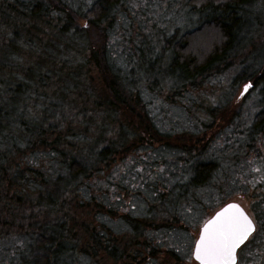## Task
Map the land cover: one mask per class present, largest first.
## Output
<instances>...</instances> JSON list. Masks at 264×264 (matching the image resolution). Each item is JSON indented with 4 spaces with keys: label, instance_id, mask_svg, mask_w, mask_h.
Returning <instances> with one entry per match:
<instances>
[{
    "label": "trees",
    "instance_id": "16d2710c",
    "mask_svg": "<svg viewBox=\"0 0 264 264\" xmlns=\"http://www.w3.org/2000/svg\"><path fill=\"white\" fill-rule=\"evenodd\" d=\"M263 4L0 0V241L10 240L13 264L147 262L158 257L149 233L171 226L167 209L179 204L178 196L185 198L189 188L210 185L222 158L245 155L249 166L260 165L250 156L264 157V53L245 50L260 39L251 42L245 33L264 25L257 16L249 18ZM176 10H181L179 18ZM155 11L158 22L165 23L156 29ZM117 35L126 37L122 51L128 45L120 62L113 48ZM166 56L180 72L167 90L177 98L186 92L190 107L185 105L179 127L165 131L154 99L143 92H159L158 80L149 74ZM238 58L244 66L230 85L252 82L249 92H256L258 104L254 118L231 111L221 102L223 93L198 118L195 111L201 108L190 102L193 90ZM257 143L263 147L254 151ZM217 146L206 159V151ZM156 149L169 151L174 172L185 177L161 191L155 182L147 210L136 214L125 200L144 193L134 180H124L123 168L134 154L153 155ZM163 161L151 157L146 163L164 168ZM259 173L247 177V192L235 187L234 195L255 197L251 209L257 229H263L264 180H253ZM168 176L167 181L175 180L174 173ZM174 185L186 190L177 195ZM214 198L220 204L214 213L230 202L241 204L221 194ZM161 252L162 263L182 260L174 249Z\"/></svg>",
    "mask_w": 264,
    "mask_h": 264
},
{
    "label": "rangeland",
    "instance_id": "374dc122",
    "mask_svg": "<svg viewBox=\"0 0 264 264\" xmlns=\"http://www.w3.org/2000/svg\"><path fill=\"white\" fill-rule=\"evenodd\" d=\"M147 2L151 3V0H147ZM261 3L262 2H260L259 5H261ZM146 10L147 14L150 13V7H147ZM174 14L178 15L176 17L179 18V15L181 16L182 13L181 10H176ZM256 16L258 18H261V20L264 22V9H262L261 12L255 13V15L254 12H252V15H250L249 18L253 17L252 19L254 20ZM152 18L154 20L152 23L156 24L154 29L160 28L165 24L164 22H158L157 11H155V14L152 15ZM250 22L251 24H254L255 21ZM167 31L170 32L171 27ZM245 34L251 42H255L260 38L257 44L252 45L245 50L249 53L251 51H255L256 49H260L264 53V25L260 27V29L258 28V31H256V28L254 29L253 27L251 29V32H247ZM125 38L126 37H121L119 39L118 37V42L117 38H115V42L113 43L115 56L119 62L123 60L122 58H125V53L128 49V45H125V49L124 51H122L123 43L121 41L125 40ZM242 57L243 56H241V59ZM168 59L169 57L166 56L165 59L157 60V62L152 65V70L149 74V76H152L155 78V80H158L157 87L159 92L154 94H152L151 91L143 92L145 97L154 99V113H156L158 123L161 125V129L165 131L171 130L173 127H179L180 122L186 118V115L183 113L186 112L184 110L185 105L187 108L186 110H188V107H190L188 103L190 96H188L186 92L184 96L185 98H177L173 94V92H168L167 90V88L172 85L171 79L174 80V74H176L177 72L180 73L172 62L169 63ZM242 66L244 65L240 64V58H238L235 64L227 68L226 71L217 75H212L208 79V81H203L204 83H202L199 89H197L196 91L193 90L196 93H194V97H191L192 100H190V102H193V104L196 105V108H201L200 111H195L198 114V118H200V116L204 113V110L207 108V106H211L214 102H216L217 98L220 96V93H223L225 95L224 100H222L221 102L225 103V105L227 106L229 105L231 111L241 110L243 119L246 118V120L248 121L254 118V113H256V111L258 110L257 97L255 94L256 92L252 90L251 92L248 91L247 94L243 93V86L248 83L252 84V82L239 81L238 83H233V86L230 85L232 81L237 80L235 79V77L239 75ZM162 80H164V82H160ZM170 95L172 99L168 98L170 97ZM186 96L188 97L186 98ZM197 100L201 101L200 106L197 105ZM216 134L218 135V132H216ZM256 146L257 147L254 148V151L257 148L261 147L258 143ZM218 147L219 146L209 148L211 150L209 151L208 149L206 151L205 158H212L213 150H216V148L219 149ZM255 154L257 155L256 152ZM145 156H147V152L143 151L134 154L126 162V167L123 168L124 180H134L137 185L138 191L144 193V196L140 194H132L131 197H128L127 200H125L128 205H131L132 211L136 214H143L147 210V207L149 205V200L147 199L153 197L154 193L152 186L155 184V182L159 184V189L161 191L165 187V185H168L169 183H175L177 177H179V179L181 180H183L185 177L181 176L183 175L182 172H174V165L172 164V162H170L173 155L170 154L169 151L156 149L153 155H148L146 159H144L146 160L144 162V160L142 159L145 158ZM151 157H154V160H164L163 163L165 167L161 168L156 163L151 165L146 163L147 160ZM239 158L240 160L236 159L235 157H230L229 159L225 157L222 158L220 161V165H218V168H216V172H213L216 177L213 178V181L210 185L195 189L189 188V190L185 192L187 197H185L186 199L184 197L178 196V199L180 200L179 204L175 205L173 209H167L168 211L170 210L169 219H171L170 221H172L170 222L171 226L155 231L152 234L149 233L153 240L156 241L154 245L157 249L156 255H158V257H150L148 258L149 261H143L142 264L162 263L160 259L161 257H163V255H161L163 253L161 251L164 248H171L176 250L182 260L177 261L175 259H172L171 261L162 264H199L193 258V247L196 239L198 238L200 227L205 221V218L214 214V211L220 205L219 202H217V200L214 198L219 197V194H221V198H223L224 196V199L228 196L231 199H238L244 206L247 213L251 215V218L255 220L256 216L251 209L255 197L251 196V193L246 194L248 197L247 200L244 196V198H240L238 196L236 197L237 194L234 195V193L237 191L234 188L239 187V192H241L240 194L248 191L247 177L251 175L252 171H255V173L257 174L260 172V170L262 169L261 165L264 166V157L260 156L257 158H253L250 156V159L255 160V162H259L260 165H258L257 167L255 165V167L249 166V164L247 163L248 158L245 159V155L244 158L241 156ZM262 170L264 171V169ZM171 172L174 173L175 180L169 182L167 180L169 177L168 175ZM257 174H255L256 176L253 177V180L255 182L264 180V173H259L261 177L257 176ZM235 177H241L242 179H235ZM261 187L263 188V186ZM177 189L174 185V191H176V194L178 195L180 191L183 192L184 190H186V186L184 185L182 190L177 191ZM260 191L261 189L258 190L259 194L262 193ZM136 192L137 191H135V193ZM213 199H215V201ZM211 201H213V203ZM169 205L170 204H166L167 207ZM173 219L178 220L173 221ZM262 221H264V219ZM179 224H181V226H179ZM257 231L258 233L256 234V237L254 239L251 238L248 244L245 245L244 249H242L238 254L239 259L237 264H264V228L261 229L259 227ZM260 235L261 237H259ZM10 247L11 243L9 239L0 241V264L15 263L13 258V254L15 255V252L10 249Z\"/></svg>",
    "mask_w": 264,
    "mask_h": 264
},
{
    "label": "snow or ice",
    "instance_id": "6c2138e0",
    "mask_svg": "<svg viewBox=\"0 0 264 264\" xmlns=\"http://www.w3.org/2000/svg\"><path fill=\"white\" fill-rule=\"evenodd\" d=\"M88 28V24H84ZM253 85L243 86L247 93ZM252 219L239 204H229L205 224L197 241L195 258L201 264H236V250L255 231Z\"/></svg>",
    "mask_w": 264,
    "mask_h": 264
},
{
    "label": "water",
    "instance_id": "95a60500",
    "mask_svg": "<svg viewBox=\"0 0 264 264\" xmlns=\"http://www.w3.org/2000/svg\"><path fill=\"white\" fill-rule=\"evenodd\" d=\"M229 204H239V203H237V202H230V203H228V204H226L225 206H223L222 208H220L219 210H217L207 221H205V223H203V225L200 227V231H199V235H198V238L196 239V241H195V244H194V247H193V258L199 263V264H201V262L199 261V260H197L196 258H195V249H196V245H197V241L200 239V236H201V234H202V232H203V229H204V226H205V224H207L209 221H211V220H213L215 217H216V215H217V213H219V212H221V211H223L225 208H227V206L229 205ZM240 205V204H239ZM241 206V205H240ZM242 207V206H241ZM243 208V207H242ZM244 209V208H243ZM244 211H245V209H244ZM246 212V211H245ZM246 214H247V212H246ZM249 216V215H248ZM250 217V216H249ZM251 218V217H250ZM253 221V220H252ZM253 223H254V221H253ZM254 225H255V223H254ZM256 228V227H255ZM250 237V236H249ZM249 239V238H248ZM247 239V240H248ZM246 240V241H247ZM245 241V242H246ZM244 242V243H245ZM243 243V244H244ZM242 244V245H243ZM241 245V246H242ZM240 246V247H241ZM239 247V248H240ZM239 248L236 250V263H237V252H238V250H239Z\"/></svg>",
    "mask_w": 264,
    "mask_h": 264
},
{
    "label": "flooded vegetation",
    "instance_id": "af4514ba",
    "mask_svg": "<svg viewBox=\"0 0 264 264\" xmlns=\"http://www.w3.org/2000/svg\"><path fill=\"white\" fill-rule=\"evenodd\" d=\"M243 208H244V206L242 205V203L240 204ZM245 209V208H244ZM246 211V210H245ZM247 212V211H246ZM250 217H251V215L249 214V213H247ZM253 221H254V223H255V229L257 230V224H256V222H255V220L253 219V218H251ZM256 230L250 235V237H249V239L239 248V250H238V252H237V263H238V259H239V256H238V254L240 253V251H241V249L242 248H244L245 247V245L251 240V238H253L252 236H254V233L256 232Z\"/></svg>",
    "mask_w": 264,
    "mask_h": 264
}]
</instances>
